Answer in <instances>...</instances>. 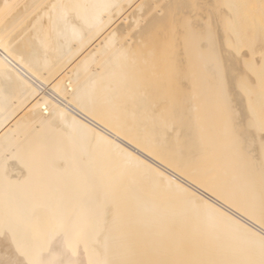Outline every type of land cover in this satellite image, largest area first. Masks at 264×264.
I'll return each mask as SVG.
<instances>
[{
  "label": "bare ground",
  "instance_id": "1",
  "mask_svg": "<svg viewBox=\"0 0 264 264\" xmlns=\"http://www.w3.org/2000/svg\"><path fill=\"white\" fill-rule=\"evenodd\" d=\"M263 2L0 0V264H264Z\"/></svg>",
  "mask_w": 264,
  "mask_h": 264
},
{
  "label": "rangeland",
  "instance_id": "2",
  "mask_svg": "<svg viewBox=\"0 0 264 264\" xmlns=\"http://www.w3.org/2000/svg\"><path fill=\"white\" fill-rule=\"evenodd\" d=\"M250 2H251V4L249 5V7L251 8V7H253L255 4H254V2H256V0H249ZM252 1H253V3H252ZM259 8H260V17H261V19L260 20H262L261 21V28H260V30H258V38H252V36L250 37L249 35H247L246 37H245V39L243 40V43L240 45V47L238 48V49H236V48H234L233 50L234 51H236V52H246V53H248L249 55H251V59L250 60H247L246 62H245V67H246V69H247V74H249V76H247V77H243L242 79H241V81H242V88H241V92L247 97V101H249V104H250V107H253L254 109H255V111L253 112V113H255L254 115H253V113H251V115H249L250 117H249V119H248V121H247V127L246 128H248V126H249V129L251 128V127H253V128H251V130L252 131H254V132H252V133H254L255 135L257 134H260V131L261 132H263L264 133V60H263V66L261 67L260 65L258 66V68H257V66H256V62L254 61V57H256V58H258V57H261V56H263L264 57V2L263 3H260L259 4ZM250 77H253V80H252V78L250 79ZM254 82V83H253ZM53 93V92H52ZM205 100H207V99H205ZM205 100H203V101H205ZM217 100H219V99H217ZM58 103L59 104H61L63 101H61V99H58ZM220 101H223L221 98H220ZM206 102H208V101H206ZM219 102V101H218ZM205 103V102H204ZM222 103V102H221ZM220 103V104H221ZM219 104V105H220ZM62 105V104H61ZM206 105V104H205ZM222 105V104H221ZM221 105L219 106V108L220 109H223V110H221V111H219L220 113L221 112H223L224 111V106L223 105H226V104H224V101H223V105H222V107L223 108H221ZM220 109H217V110H220ZM226 110H228L229 111V109L226 107ZM226 110H225V114L227 113L226 112ZM215 111V110H214ZM234 112L233 110H230L229 111V115H230V113L232 114V115H234V114H236L235 112L234 113H232V112ZM217 112V111H216ZM218 112V113H219ZM222 114H224V112L222 113ZM228 114V113H227ZM226 114V115H227ZM214 115V114H213ZM212 115V110H211V116H213ZM216 115H217V113H216ZM237 115H238V113H237ZM256 115V116H255ZM218 116H220V117H222L223 119H225V121L226 122H223V120H220V119H222V118H217V120L219 121H221V122H223V123H227L228 122V120H230V119H232L233 118V116L231 117L230 116V118L229 117H226V118H228V120H226V118L225 117H223V116H225V115H217V117ZM236 116V115H235ZM234 116V117H235ZM213 118V117H212ZM215 118V117H214ZM210 119H211V117H210ZM236 119H237V117H236ZM212 120L213 119H211L210 121L212 122ZM233 120L235 121V119H232V121L230 122L229 121V123L228 124H226V126H227V128H229V132L231 131V130H233V132H235L236 131V133H238V129L235 127V125L237 124V122H238V120H236V123H235V125L233 124ZM215 122H216V120H215ZM221 122H217V123H221ZM231 123V124H230ZM253 123V124H252ZM256 123V125H255V127H257V128H255L254 127V124ZM212 124V123H211ZM225 124L223 125L222 123L221 124H219L221 127H225L226 128V126H225ZM223 125V126H222ZM228 125L230 126V125H234V126H230L231 127V130H230V127H228ZM252 125V126H251ZM217 126H218V124H217ZM211 127H212V125H211ZM219 129H222V128H220V127H218ZM226 128V129H227ZM237 129V130H234V129ZM255 128V129H254ZM245 129V128H244ZM258 129V130H257ZM228 130V129H227ZM227 130H225V131H227ZM260 130V131H259ZM224 131V130H223ZM243 130H241V132H242ZM245 131V130H244ZM249 131V133L251 132L250 130H248ZM219 132H221V131H219ZM218 132V133H219ZM233 132H231L232 134H234L235 135V133H233ZM223 133V132H222ZM262 133V134H263ZM220 135H221V133H220ZM237 135V134H236ZM263 143V144H262ZM260 145L261 146H259V148H258V150H257V154L261 157V156H263V158L261 157V161L260 162H263L262 160H264V141L262 142ZM234 144L236 145L237 143L236 142H234ZM260 147H262V148H260ZM235 151H237V148L236 149H234ZM262 151V152H261ZM238 152V151H237ZM243 154L244 155H246L247 156V154H245L244 152H243ZM219 157H220V160L222 159V157H223V154H222V157L220 156V154L217 156V160H214V161H216V162H218V164L221 162L220 160H218L219 159ZM248 157V156H247ZM214 158V156H211L210 157V159L212 160ZM241 158V159H240ZM233 159L234 160H242L243 158L241 157V156H233ZM260 164H264V163H260ZM259 164V165H260ZM262 166H264V165H262ZM261 166V167H262ZM217 167H215L214 168V170L216 169ZM223 170V168H222V166L221 165H218V169H216V171H218V172H216V173H214L213 172V174H209L208 176L211 178V175H216L217 173L218 174H220V171L221 170ZM261 169V168H260ZM263 170H264V168H262ZM256 171H258L261 175H259L260 177H262V173L261 172H263L262 170H256ZM255 171V172H256ZM261 171V172H260ZM255 172H254V174H255ZM258 172H256V173H258ZM258 173V174H259ZM264 173V172H263ZM258 174H256V175H258ZM212 176V177H213ZM219 176H221V175H219ZM255 176V175H254ZM224 177V176H223ZM258 177V176H257ZM259 178V177H258ZM263 179H261V182L262 181H264V175H263V177H262ZM223 179H226V177L225 178H223ZM223 179L221 178V179H219L221 182L223 181ZM216 181H218V180H216ZM259 181H260V179H259ZM258 181V182H259ZM219 182V181H218ZM220 182V183H221ZM225 182V181H224ZM223 182V183H224ZM222 183V184H223ZM264 183V182H263ZM263 183H260V185H259V183H257L258 185H259V187L261 186V187H263L264 186V184ZM227 184V183H226ZM224 186H226V185H224ZM260 187V188H261ZM262 190H264V187L262 188ZM264 199V198H263ZM264 201V200H263ZM264 205V204H263ZM262 207H264V206H262ZM261 207V208H262ZM261 210H263L264 211V209H261ZM262 211V212H263Z\"/></svg>",
  "mask_w": 264,
  "mask_h": 264
}]
</instances>
